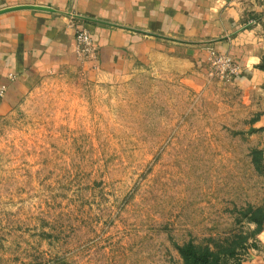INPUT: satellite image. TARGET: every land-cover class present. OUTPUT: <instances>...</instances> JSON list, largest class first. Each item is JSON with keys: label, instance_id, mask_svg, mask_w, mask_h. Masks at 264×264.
I'll use <instances>...</instances> for the list:
<instances>
[{"label": "rangeland", "instance_id": "374dc122", "mask_svg": "<svg viewBox=\"0 0 264 264\" xmlns=\"http://www.w3.org/2000/svg\"><path fill=\"white\" fill-rule=\"evenodd\" d=\"M151 56L48 74L0 119V264H264V97Z\"/></svg>", "mask_w": 264, "mask_h": 264}, {"label": "crops", "instance_id": "0c3cea01", "mask_svg": "<svg viewBox=\"0 0 264 264\" xmlns=\"http://www.w3.org/2000/svg\"><path fill=\"white\" fill-rule=\"evenodd\" d=\"M21 7L28 8L4 12ZM1 12L0 91L6 94L0 119L48 74L82 66L80 29L90 32L94 64L104 73L154 53V65L182 68L186 82L200 89L216 80L214 52L239 67L229 81L234 90L264 97V0H0ZM254 127L264 129V111Z\"/></svg>", "mask_w": 264, "mask_h": 264}, {"label": "built area", "instance_id": "2783aa9c", "mask_svg": "<svg viewBox=\"0 0 264 264\" xmlns=\"http://www.w3.org/2000/svg\"><path fill=\"white\" fill-rule=\"evenodd\" d=\"M77 53L82 60L96 59L97 50L94 46L91 34L87 30L76 31ZM211 74L213 77L231 81L240 73L239 67L234 63L233 59L226 55H220L212 52L210 54ZM6 90L0 91V105L5 98Z\"/></svg>", "mask_w": 264, "mask_h": 264}, {"label": "trees", "instance_id": "16d2710c", "mask_svg": "<svg viewBox=\"0 0 264 264\" xmlns=\"http://www.w3.org/2000/svg\"><path fill=\"white\" fill-rule=\"evenodd\" d=\"M191 250H188L187 248L181 249V254L186 260H194L195 264H198L199 262H203L204 264H208L209 262V256L207 257H200L197 252H192V248H189ZM210 253V252H208Z\"/></svg>", "mask_w": 264, "mask_h": 264}, {"label": "water", "instance_id": "95a60500", "mask_svg": "<svg viewBox=\"0 0 264 264\" xmlns=\"http://www.w3.org/2000/svg\"><path fill=\"white\" fill-rule=\"evenodd\" d=\"M25 8H28V7H21V8H16V9H10V10H7V11H4V12H11V11H16V10H20V9H25ZM30 9H35L33 7H29ZM40 9V8H37V10ZM4 12H1V14H3Z\"/></svg>", "mask_w": 264, "mask_h": 264}]
</instances>
